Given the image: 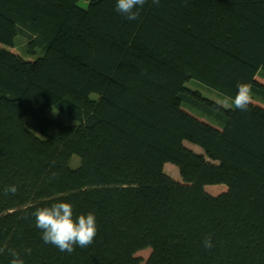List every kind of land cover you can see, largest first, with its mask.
Listing matches in <instances>:
<instances>
[{"label": "trees", "instance_id": "trees-1", "mask_svg": "<svg viewBox=\"0 0 264 264\" xmlns=\"http://www.w3.org/2000/svg\"><path fill=\"white\" fill-rule=\"evenodd\" d=\"M115 5L0 0V264H264V107L187 85L264 100V0H147L135 21ZM60 200L96 215L71 254L32 215Z\"/></svg>", "mask_w": 264, "mask_h": 264}, {"label": "clouds", "instance_id": "clouds-1", "mask_svg": "<svg viewBox=\"0 0 264 264\" xmlns=\"http://www.w3.org/2000/svg\"><path fill=\"white\" fill-rule=\"evenodd\" d=\"M147 0H116V11L123 14L129 21H135L140 17V10ZM152 3L159 4V0H152ZM252 87L248 83H238L237 93L232 99V104L236 109L247 110L252 102ZM55 175V174H53ZM5 193L13 195L18 191L15 185L5 188ZM32 215L35 217V224L42 231L44 243L56 246L61 252L71 254L76 246L86 248L93 243L98 233L96 215L93 211L86 214L74 215L71 202L60 200L49 206L37 207ZM204 247L211 249L214 247L211 235L204 238ZM12 259L10 264H25L22 254L14 249L8 250ZM31 254V249L24 250ZM5 252L4 247H0V254Z\"/></svg>", "mask_w": 264, "mask_h": 264}, {"label": "rangeland", "instance_id": "rangeland-1", "mask_svg": "<svg viewBox=\"0 0 264 264\" xmlns=\"http://www.w3.org/2000/svg\"><path fill=\"white\" fill-rule=\"evenodd\" d=\"M88 2L89 0H79V5L86 7L88 6ZM22 43H25L24 41H21ZM22 43H19L17 46H15L14 48L5 46L6 48L10 49L11 51L17 53V54H22ZM24 54V53H23ZM26 59H29L27 56L24 57ZM256 80L262 84H264V75L262 73H258L256 76ZM188 86H190L193 89H199L202 94H204L205 96H208L209 98H212L213 100L217 101L218 103L224 105V106H233L232 101L226 97L221 96L220 94H218L217 92H214L208 88L203 87L202 85H196L193 81H188L187 83ZM199 87V88H197ZM252 103L260 105L262 107H264V100L256 98L253 96L252 98ZM186 110H189V107H185ZM191 110V109H190ZM47 114L51 117H59L61 118L63 121L67 122V123H72L74 120L70 117H68L66 114H64L63 112L59 111L58 109H56L55 107H50L47 109ZM195 114V113H194ZM196 116H198L199 118H202L201 116H199L198 114H195ZM185 145L188 146L189 148L193 149L194 151L198 152V153H202V149L188 141H185ZM77 163H79V159L77 156H74L72 159V166H76ZM164 172L170 176L171 178L181 181V177L179 174V170L178 168L172 164V163H166V165L164 166ZM208 192H210L211 194L217 195L220 194L222 192H224L227 188L224 184H216V185H208L205 188ZM150 250L149 249H143L138 251L135 255L138 258V260H146L148 258V256L150 255Z\"/></svg>", "mask_w": 264, "mask_h": 264}]
</instances>
